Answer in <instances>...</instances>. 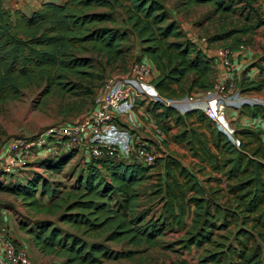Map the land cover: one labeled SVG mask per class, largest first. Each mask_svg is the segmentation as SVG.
<instances>
[{
    "label": "trees",
    "instance_id": "1",
    "mask_svg": "<svg viewBox=\"0 0 264 264\" xmlns=\"http://www.w3.org/2000/svg\"><path fill=\"white\" fill-rule=\"evenodd\" d=\"M183 3L187 7L213 4L222 14L238 12L233 1L227 0ZM119 8L127 16L121 24L115 17ZM263 25L264 21L253 27L244 25L226 36L248 35ZM129 26L142 45V60H148L157 72L152 84L164 100L150 109L157 125L166 135L171 129L167 121L181 127L172 139L186 144L193 157L221 175L208 182H226V195L220 188L208 193L197 175L170 155L163 154L149 167L120 158H87L88 172L66 196L38 175L26 183L0 181V192L22 199L31 213L56 216L82 236L64 232L53 221L22 222L20 229L31 236L42 254L63 258V264H104L131 260L140 253L113 250L109 243L169 248L162 238L168 231L187 230L191 213L195 235L190 242L202 248L200 264H264V131L235 130L237 145L202 109L181 115L166 104L212 90L215 69L214 60L187 38L159 0L45 2L29 15L6 9L0 0V105L20 100L24 90L33 86L43 89L46 97L56 92L75 94L81 81L97 78L91 71L92 55H104L109 61L124 56ZM238 40L235 37L234 42ZM251 67L264 72V52ZM239 88L242 93L260 92L264 80L243 79ZM241 113L264 120V105L245 103ZM77 154L74 150L44 159L41 165L59 173ZM158 163L164 167L163 176H157L162 211L153 217L139 210L138 187ZM45 197L48 203L41 200Z\"/></svg>",
    "mask_w": 264,
    "mask_h": 264
},
{
    "label": "rangeland",
    "instance_id": "2",
    "mask_svg": "<svg viewBox=\"0 0 264 264\" xmlns=\"http://www.w3.org/2000/svg\"><path fill=\"white\" fill-rule=\"evenodd\" d=\"M2 1L3 6L6 9L12 11L19 9L29 15L45 2L62 4L66 0ZM159 1L166 6L170 18L180 23L182 30L187 34V38L197 43L199 46H202L208 53H211L215 60L219 58L217 54L220 56V52L228 54L229 61L232 65V67L228 69L229 74H234V72L239 71L236 69L234 63L239 65L240 59L247 61L246 68L251 66V64L264 52V25L255 29L248 35L236 34L233 37L226 36L227 32L242 29L244 25L253 27L258 21H264V0H258V2L253 4H250L247 1L241 2V0H227L233 1L234 8L238 9V12L224 14L219 13L217 8L209 3L200 6L187 7L184 5L183 0ZM115 17L121 24L122 21L127 18L125 10L123 8L117 9ZM128 29L130 37L129 41L123 44V49L125 51L124 56L117 61H109L104 55H92L94 66L91 71L97 75V78L88 81H81L82 86L75 94L62 95L61 93L56 92L53 95L46 97L43 93V89L33 86L24 90L23 96L20 100L10 101L0 105V147L8 140L15 137H32L47 127L57 123L75 121L87 115L93 109L95 98L103 88L105 82L113 77H123L135 62L143 59L141 54L142 45L139 38L131 30L130 26ZM235 37L240 40L234 42ZM203 39H205V42H203ZM246 51L248 52L247 58L246 55L243 56ZM240 52L244 53L240 55ZM224 68L226 70V67ZM249 73L251 79L259 77L255 70H252ZM240 76L241 72L238 76H230V81L234 84V88H231L233 89L231 94L230 92H227L226 97L222 98L224 102L226 103L231 99L240 98V101L244 100L245 102H249V100H256L264 103V91L260 93L251 92L248 94L241 92L237 83ZM220 80L221 77L219 72L215 70V84L219 83ZM88 91H92V94H88ZM221 95L223 96L224 94ZM202 96V100L205 101V95ZM144 102L146 103V101H143L142 103ZM146 105L148 107L143 110L145 113L147 110L150 111L153 107V103L147 102ZM136 106V114L139 115L137 109L140 108V105L136 104ZM226 113L228 114L227 110ZM229 115L230 112L228 116ZM231 119L232 118H229V123L233 121ZM143 123L148 124V122L146 123L145 121H143ZM222 128L231 132L229 128H225V126ZM135 130L134 133H137ZM174 132H177V129H175ZM146 135L147 133L142 134L141 132H138L136 138L139 141L148 142L149 144L154 141L159 157L163 154L171 153V151L166 148L165 144L162 145L164 150L159 148L153 135ZM77 152V156H75L59 173L44 168L40 162L36 164L35 167L23 170L21 174L18 173L14 176H5L0 179V181L8 183L11 181L13 183H26L28 179H33L38 175L40 178H44L52 188L58 189L61 192L60 196H66L77 189L78 179L89 170V164L86 162L88 155L83 151ZM181 158H184L183 161L187 166L195 168V164L188 157H185L184 155ZM48 159L51 160L52 158ZM125 162H132V159H126ZM158 165L159 163L156 166ZM154 167L148 173V177L150 178L138 187V191L141 195V208L139 210L149 211L150 216L159 217L162 211V203L160 195L157 194L158 169L156 170ZM40 190L38 191V197H40ZM41 200L44 203L49 202V198L47 197ZM4 210L7 213L9 222L12 223L16 231L19 230V224L22 222L26 224H34L37 221H53L64 232L82 236V234H78L77 231L69 225L59 222L56 216L52 217L45 214H33L26 207L22 199L9 193L0 192V218L2 217V211ZM191 216L192 214L190 213L187 219V230L166 232L162 241L165 242V245L169 248H147L146 246L138 248L129 246L127 243H109L108 246L113 250H136L140 251V253L131 260L109 261L104 264H200L199 257L202 254V248L193 246L190 242L191 237L195 235L191 229ZM93 240L96 239H86V241L89 242H93ZM41 260V264H63V258ZM55 260L56 262H54Z\"/></svg>",
    "mask_w": 264,
    "mask_h": 264
},
{
    "label": "built area",
    "instance_id": "3",
    "mask_svg": "<svg viewBox=\"0 0 264 264\" xmlns=\"http://www.w3.org/2000/svg\"><path fill=\"white\" fill-rule=\"evenodd\" d=\"M220 56L226 69L231 68L228 54L220 52ZM156 75L155 67L148 60L137 61L123 77H113L105 82L87 115L75 121L57 123L32 137L20 136L8 140L0 147V179L21 174L44 159L74 150L83 151L88 158L95 160L129 158L145 167L154 165L159 157L157 151L151 144L135 140L122 130L119 119L131 115L138 101H164L152 84ZM231 88L234 84L226 73L212 90L204 94L205 101L203 96L197 95H191L185 101H203L205 114L221 128L228 108L222 98L227 92L231 94ZM165 102L175 107L174 101ZM178 103L181 102L176 101ZM9 223L7 219L0 225V264H34L29 253L18 247Z\"/></svg>",
    "mask_w": 264,
    "mask_h": 264
},
{
    "label": "crops",
    "instance_id": "4",
    "mask_svg": "<svg viewBox=\"0 0 264 264\" xmlns=\"http://www.w3.org/2000/svg\"><path fill=\"white\" fill-rule=\"evenodd\" d=\"M198 47L203 52H205L209 58H212L214 60V69L219 72V75L221 78L226 73H228L229 70L228 69L225 70L224 61L221 58V56H219L217 54V56L219 58L217 60H215L213 58L214 56H212L211 53H208L206 50H204V48L202 46L198 45ZM243 53L240 52L239 54L242 55ZM247 54H248V52L246 51L243 56L246 55V58H247ZM234 64L236 65V69L239 71L234 72V74L231 73L229 75L230 76H234V75L238 76L241 72L240 78L237 77V78H239V80L237 81L238 85L240 84V82L243 79H250L251 81L264 80V72H261V70H259L257 67L249 66V67L245 68V66H247V61L240 59L239 65H237V63H234ZM231 67H232V65H231ZM252 70H255L257 72V74L259 75L258 78L257 77H254V79L250 78L249 72ZM156 77H157V75H156ZM263 91H264V89L260 92H263ZM260 92H258V93H260ZM246 94H248V93H246ZM195 95H197V97H199V96L202 97V95H204V94L200 93V94H195ZM188 97H190V96H188ZM188 97H186L183 100H175V101L173 100L175 102L174 106H175V108L179 114L184 115L187 111L193 110V109H202L203 111H205L204 110L205 109V103L203 101L188 103L185 101ZM240 100H241L240 98L231 99L227 102V105H228L227 112H228V114L230 112V115L228 116V114L226 113V118L222 120V125L225 126V128H229V130L231 132H228L227 130L223 129L221 126L222 131H224L237 145H238V140L234 136L235 130H240V129H245V128H252V129L260 128L264 131V120L261 117L251 118L250 116H247V115H244L241 113V107L245 103H250V104L259 103V104H263V105H264V103L262 101H256V100L255 101L249 100V102H245L244 100L240 101ZM176 101L181 102V103L176 104ZM142 102L143 101L138 102V104L140 105V108L137 109V112L139 115L136 114V109H135L131 115H125L124 117H120L119 126H121V129L127 131L132 136V138L135 140H138L136 138V134L138 132L139 133L141 132L142 134L147 133L146 136H148L150 134L153 135L155 141L159 145V148H162L163 147L162 145L165 144L166 148L171 151V153H168L165 155H170V156L176 158L186 169L194 172L197 175L200 183L205 187V189L208 191V193H211V191L217 190L219 188L224 190V192H222V194L227 193V183L226 182H223L220 185H218V183L214 180H212L211 182H208V179L210 177L211 178H215V177L222 178L221 175L213 172L210 166L204 165L197 158L193 157L191 151L186 146V144L176 143L172 139L173 136L179 132L181 127L176 126L174 121L169 120V121H167V123L171 129H170L168 135L164 134V132L161 130L160 126L157 125V122H156L155 118L152 116V113L149 110H147L146 113L143 111L148 107L146 105L147 102H150V101H146V103L145 102L142 103ZM229 118H232L231 119V120H233L231 122L232 124L229 123ZM143 121H145L146 123L148 122V124H144ZM136 128H138L139 130ZM140 129H141V131H140ZM158 129H160L161 131H158ZM175 129H177V132H174ZM134 130L137 133H134ZM231 133H233V136L231 135ZM261 141L264 142V133L261 135ZM151 145L156 150V146L154 145V141L151 143ZM184 155H185V157H188L191 161H193V163L195 164V166H194L195 168H190L189 166H187L184 163V161H183L184 158L183 159L181 158ZM123 160H126V159H123ZM155 169L156 170L158 169V173L161 176H163V174H164V167L163 166L159 165ZM224 195H226V194H224ZM219 196H221V195H218L217 197H219ZM2 217H1L2 219L0 218V220H1L0 225L3 224V222H6L8 219L7 213L5 210L2 211ZM9 225H10L11 235L15 238L18 247L26 250L29 253L31 259L33 260V262L35 264H41V261H42L41 259H62V258L53 256V255L42 254L34 245V242L31 238V236H29L26 232H24L20 228H19V230L16 231L15 227L11 224V222L9 223ZM54 262H56V260Z\"/></svg>",
    "mask_w": 264,
    "mask_h": 264
}]
</instances>
